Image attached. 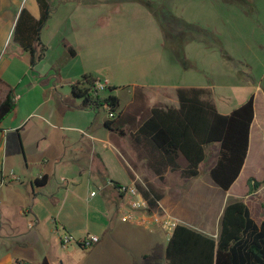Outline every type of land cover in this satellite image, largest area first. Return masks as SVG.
I'll return each instance as SVG.
<instances>
[{
  "label": "crops",
  "instance_id": "obj_1",
  "mask_svg": "<svg viewBox=\"0 0 264 264\" xmlns=\"http://www.w3.org/2000/svg\"><path fill=\"white\" fill-rule=\"evenodd\" d=\"M71 1L87 4L83 0H62L61 3ZM23 7L38 18L36 0H0V101L11 91L15 103L12 113L0 124V246L5 243L4 251L7 252L0 256V264H15L17 261L41 264L43 259L52 264L51 259L41 253L32 260L34 250L30 247L33 245L23 243L22 225L30 236H35L41 234L40 225L47 220L56 232L72 238L70 246L81 251L79 261L88 259V263L80 261V264H107L108 258L111 264H155L152 261L156 260H150L146 249L157 247L156 244L160 251L159 264H167L165 250L172 230L149 220L141 223L120 219L122 211L126 210L127 200L115 186L122 184L111 174L118 166L124 169L128 184L139 182L143 185L146 181L161 194V216L173 223L183 224L215 239L226 198L237 197L249 209L254 223L260 225L264 220L263 209L260 211L253 199L263 198L264 185L253 193L249 188L251 179L256 182L264 180V174L258 179L253 169L256 165H264V113H256L255 98L246 158L227 192L212 183L209 171L203 176L199 171L197 177L189 180L182 179L176 172H167L163 180H159L142 162L135 160L130 146L125 145V142L129 143L127 132L123 135L109 132L103 126L106 116H99L104 111L84 109L79 100L72 98L69 85L79 79L69 80V93L58 91L59 85L47 78L51 70V66L44 63L47 52L42 61L30 67L28 54L12 41V32ZM41 36L40 40L45 44ZM63 46V56H66L71 48ZM106 81L110 87V81ZM135 87L142 88L146 109L178 105L173 94L166 98L150 93L142 86ZM132 103L133 89L130 101L123 107L120 105V110ZM124 148L129 159L136 164L135 169L121 154ZM127 170L132 173V179ZM42 177L46 178V183L37 186L35 181ZM86 186L96 189L90 191H95L92 199L98 197L94 203L97 207L93 210L89 209V200L81 196L80 188ZM206 191L215 195L217 201L207 200L201 210L191 212L192 203L182 201L190 195L203 197ZM251 208L254 209L253 214ZM89 235L98 237V241L89 247L76 244ZM56 239L59 240L53 239L52 247L63 250ZM136 240L143 247L137 260L130 253ZM103 247L111 249L109 256L95 254L89 258L84 254L87 250ZM61 256L64 255L59 254L58 258ZM58 258L57 264H62Z\"/></svg>",
  "mask_w": 264,
  "mask_h": 264
},
{
  "label": "rangeland",
  "instance_id": "obj_2",
  "mask_svg": "<svg viewBox=\"0 0 264 264\" xmlns=\"http://www.w3.org/2000/svg\"><path fill=\"white\" fill-rule=\"evenodd\" d=\"M83 1L87 4L50 0L53 11L41 31L47 44L44 63L51 66L47 78L59 85L58 91L69 93V80L86 74L101 82L109 80L110 87L116 89L109 92L107 87L101 96L116 95L121 107L130 101L135 86L166 98L171 94L175 97L176 87H203L208 88L207 99L212 100L220 114H229L251 96L255 98L256 113H264V0ZM63 45L74 49L76 55L71 57L66 52L63 56ZM99 116L105 117L106 113L100 112ZM218 149L216 144L206 149V158L199 166L201 176L215 165ZM121 151L130 164L125 148ZM253 169L256 178L263 176L264 165ZM111 174L120 186L128 184L121 166ZM80 189L81 196L90 202L89 209H95L98 197L92 199L90 191L96 189L89 186ZM236 198L227 197L226 201ZM207 200L214 203L217 197L206 191L203 197L190 195L182 199L184 203H192L191 212L201 210ZM253 201L261 211L264 196L254 197ZM22 227L23 243L33 245L32 260L41 253L57 264L56 258L61 254L64 256L58 260L62 264L88 263V259L79 261L81 251L70 244L63 250L52 247L53 239L58 238L60 243L64 233L56 232L50 220L40 225V235L30 236L26 227ZM3 245L1 257L7 253ZM156 246H150L146 252L151 261L156 260L152 263L159 264L160 251ZM142 249L136 240L130 251L135 260ZM109 250L90 249L84 254L89 258L95 254L109 256ZM107 264H111L110 258Z\"/></svg>",
  "mask_w": 264,
  "mask_h": 264
},
{
  "label": "trees",
  "instance_id": "obj_3",
  "mask_svg": "<svg viewBox=\"0 0 264 264\" xmlns=\"http://www.w3.org/2000/svg\"><path fill=\"white\" fill-rule=\"evenodd\" d=\"M36 3L38 18L23 7L12 32V41L28 54L32 68L43 60L47 51L40 35L52 13L49 0H36ZM68 53L71 57L75 54L72 49H68ZM95 81L97 79L91 75L82 76L69 85L70 95L80 100L84 109L104 111L106 120L103 126L109 132L119 135L127 132L135 160L142 162L154 176L163 180L167 172H176L185 180L197 177L206 149L216 144L219 147L218 156L209 170V177L223 192L229 190L246 158L254 118V96L223 115L217 111L212 100L207 99L210 92L206 88L179 87L175 91L176 107L154 106L146 109L142 88L134 87V103L120 110L117 96L112 93L101 96V92L93 88ZM107 89L112 92L116 88ZM14 108V97L9 91L0 101V124ZM109 114L112 116L108 117ZM130 165L136 168L131 159ZM127 173L132 179V173L129 170ZM250 181L252 193L264 185V180ZM45 183V177L35 181L37 186ZM136 186L149 211L162 215L159 206L161 194L146 181L143 185L136 183ZM261 206L264 216V204ZM76 244L81 246L79 241ZM165 260L167 264H264V220L256 225L243 200L236 198L229 202L227 199L215 239L183 224H176L166 245ZM41 264L48 263L43 259Z\"/></svg>",
  "mask_w": 264,
  "mask_h": 264
},
{
  "label": "built area",
  "instance_id": "obj_4",
  "mask_svg": "<svg viewBox=\"0 0 264 264\" xmlns=\"http://www.w3.org/2000/svg\"><path fill=\"white\" fill-rule=\"evenodd\" d=\"M107 82H101L99 80L94 82L93 88L96 92H103L107 88ZM112 115L109 114L108 117ZM118 192L125 196L127 200L126 210L122 211L120 219L127 222H141L144 223L149 220L150 223L161 225L162 227L173 230L176 223L162 218L161 215L157 213L150 212L147 202L141 196L136 183H130L128 185H123L118 187ZM91 195H95L94 192H91ZM72 238L69 235L63 234L61 237L60 244L64 247L72 242ZM98 241V237L89 235L84 239L80 240V244L84 247H89L92 244ZM16 264H25L19 262Z\"/></svg>",
  "mask_w": 264,
  "mask_h": 264
}]
</instances>
